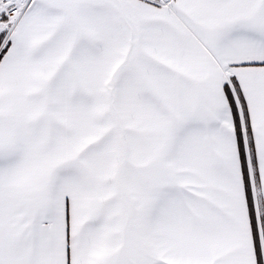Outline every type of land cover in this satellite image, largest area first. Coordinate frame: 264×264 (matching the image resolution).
I'll use <instances>...</instances> for the list:
<instances>
[{
	"label": "snow or ice",
	"instance_id": "snow-or-ice-1",
	"mask_svg": "<svg viewBox=\"0 0 264 264\" xmlns=\"http://www.w3.org/2000/svg\"><path fill=\"white\" fill-rule=\"evenodd\" d=\"M0 264H264V0H0Z\"/></svg>",
	"mask_w": 264,
	"mask_h": 264
}]
</instances>
